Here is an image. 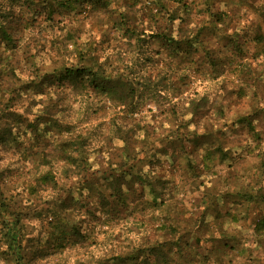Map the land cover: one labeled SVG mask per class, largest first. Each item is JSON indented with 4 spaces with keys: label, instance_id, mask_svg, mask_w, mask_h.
<instances>
[{
    "label": "rangeland",
    "instance_id": "374dc122",
    "mask_svg": "<svg viewBox=\"0 0 264 264\" xmlns=\"http://www.w3.org/2000/svg\"><path fill=\"white\" fill-rule=\"evenodd\" d=\"M261 216L264 0H0V264H264Z\"/></svg>",
    "mask_w": 264,
    "mask_h": 264
},
{
    "label": "trees",
    "instance_id": "16d2710c",
    "mask_svg": "<svg viewBox=\"0 0 264 264\" xmlns=\"http://www.w3.org/2000/svg\"><path fill=\"white\" fill-rule=\"evenodd\" d=\"M68 72L70 75L72 74L71 69ZM255 228H256V230H262L264 232V216H261L260 218H258V220L256 221V224H255ZM16 241H17V239H16L15 235L12 236L11 241L9 243V245L12 249L14 248Z\"/></svg>",
    "mask_w": 264,
    "mask_h": 264
}]
</instances>
